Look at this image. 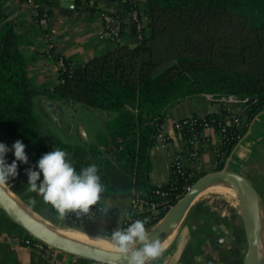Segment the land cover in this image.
Segmentation results:
<instances>
[{"label":"trees","instance_id":"16d2710c","mask_svg":"<svg viewBox=\"0 0 264 264\" xmlns=\"http://www.w3.org/2000/svg\"><path fill=\"white\" fill-rule=\"evenodd\" d=\"M146 10L148 33L143 32L135 46L117 44L73 68L72 61L50 49L55 59L62 57L65 63L51 90L30 83L20 38L0 11V134L12 143L20 139L26 145L29 164L22 170L24 179L30 163L53 147H61L77 169L93 162L99 166L105 184L102 194L117 197L134 192L150 201L166 202L167 209L156 215L146 207L136 217L147 218L145 228L157 223L199 177L188 170L183 176L172 174L160 187L165 196L154 194L156 186L148 184L149 150L167 107L204 93L257 97V108L250 114L264 105V0H146ZM38 91L114 116L86 148L64 143L55 135L46 140L33 103ZM31 206L57 215L53 222L66 229L110 238L117 227L115 219L99 223L83 218L73 223L74 212L59 218L52 206Z\"/></svg>","mask_w":264,"mask_h":264},{"label":"crops","instance_id":"0c3cea01","mask_svg":"<svg viewBox=\"0 0 264 264\" xmlns=\"http://www.w3.org/2000/svg\"><path fill=\"white\" fill-rule=\"evenodd\" d=\"M133 1L135 10L130 0H91V6L86 7L80 6L76 0H34L33 5L27 0H0V11L20 38L19 49L30 83L40 89L51 90L58 82L59 73L54 55L48 53V42L51 41L54 54L75 64L85 63L117 44L135 46L142 33H148L149 19L146 0ZM102 12H111L119 17L121 33L118 39L112 40L104 31ZM40 14L46 17L42 20L41 17L37 18ZM33 103L40 116L41 132L45 139L50 134L58 135L50 131L47 124L61 125L68 115L71 122L67 126L68 142L59 138L64 143L85 148L93 142L88 141L89 134L80 120L76 132L86 139L87 145L71 140L74 131L71 125L78 115L77 108L83 109L85 104L58 99L40 91L34 94ZM226 111L242 115V136L221 157L217 156L220 142L216 128L200 129V137L193 143L190 134L177 127L178 121L185 117L213 115L220 118ZM102 112L95 114L100 119V128L104 129L105 122L114 114L106 110ZM43 127L49 130L47 135ZM162 130L167 137L166 146L161 148L154 142L149 150V186H164L170 181L171 165L176 155L181 156L184 169L194 175L201 176L221 168L241 173L250 180L260 196L261 244L264 252V105L256 113L247 115L237 103L220 105L211 100L207 93L186 97L167 107ZM0 141L9 146L12 144L1 134ZM195 150L198 155L194 157L192 152ZM6 159L8 163L14 159L11 151L6 153ZM17 163L18 175L4 182L6 187L31 209L30 197H36V207H50L36 193L26 191L27 180L22 174L25 163ZM30 165L35 167V163ZM221 200L217 196L200 193L162 245L161 255L150 259L148 264H242L246 241L239 203L234 201L229 204ZM128 202L129 195L112 197L101 194L100 200L92 206L123 211ZM26 235L0 209V264H100L82 261L66 253L50 259L23 245L22 239ZM218 237H223V241H219Z\"/></svg>","mask_w":264,"mask_h":264},{"label":"clouds","instance_id":"9594fccd","mask_svg":"<svg viewBox=\"0 0 264 264\" xmlns=\"http://www.w3.org/2000/svg\"><path fill=\"white\" fill-rule=\"evenodd\" d=\"M26 145L15 140L11 146L0 141V183L9 181L18 175V163H28ZM11 151L14 159L7 162L6 153ZM27 175V192H34L44 202L50 204L64 218L68 211L77 217L90 212V206L96 204L105 189V184L96 163L76 168L68 153L61 147H53L43 153L35 162V167L24 169ZM42 175V179H41ZM39 181V182H38ZM32 204L36 197H30ZM146 219H135L125 227H116L110 233L111 247L127 264H148L150 259L161 255L159 237L149 239L146 231Z\"/></svg>","mask_w":264,"mask_h":264},{"label":"water","instance_id":"95a60500","mask_svg":"<svg viewBox=\"0 0 264 264\" xmlns=\"http://www.w3.org/2000/svg\"><path fill=\"white\" fill-rule=\"evenodd\" d=\"M216 182L229 185L238 197L246 241L242 264H264V252L261 244L260 196L247 177L227 168H221L199 176L185 193L170 206L163 217L150 228L148 231L149 239L159 237L161 245L178 226L200 193ZM3 185L4 187L6 186L4 183ZM0 209L14 224L23 229L27 235L56 250L100 264H127V261L123 258L116 259L118 254L114 249L97 248L62 238L56 233L44 229L16 204L2 186H0ZM218 240L223 241V237H218Z\"/></svg>","mask_w":264,"mask_h":264},{"label":"built area","instance_id":"2783aa9c","mask_svg":"<svg viewBox=\"0 0 264 264\" xmlns=\"http://www.w3.org/2000/svg\"><path fill=\"white\" fill-rule=\"evenodd\" d=\"M80 6H87L89 0H76ZM133 1V0H132ZM28 3L34 4V0H27ZM134 8L135 10V2ZM136 14V13H135ZM46 17H41V20ZM101 21L104 28V31L108 34V36L112 40H116L119 38L121 33L120 27V19L117 15H114L111 12H102L101 13ZM48 53L51 54L50 49H52L51 41L48 42ZM56 66L58 68V73L61 70L65 69V63L62 57L56 59ZM75 63H71L70 67L73 68ZM211 100L216 101L220 105H225L229 102H234L239 105L241 111L244 114H250V110L254 107L257 108L259 100L257 97H238L232 94L229 95H220V94H209ZM242 125V115L238 113H233L231 111H226L220 118L215 117H207L205 116H190L182 118L178 121L177 127L179 129H186L190 134V141L195 143L198 141L200 137V130H196L197 126L201 127V130H210L212 128H216L219 135L220 148L217 150V156L221 157L226 150V147L229 145H233L241 139V131L240 127ZM155 144L161 148H164L167 144V137L162 130V125L159 127L156 136H155ZM192 155L195 157L198 155V151H193ZM172 174L183 176L185 174V169L183 167L181 156L176 155L172 161ZM188 185L185 187V191L190 187ZM161 186H156L154 189V194L159 196H165L166 191H163ZM148 207L151 214L156 215L160 211L167 209L168 205L166 202L157 203L154 201L148 200L146 197L141 196L140 194L131 192L129 195V202L127 207L123 211L118 210H105L102 206H90V212L87 214H83L78 218L77 216H73L72 221L76 223L77 221H82L83 218H89L93 221L99 223H109L112 220L117 221V227H125L128 223L135 220L139 214H142L145 208ZM170 208V206H169ZM168 208V209H169ZM72 214V211H68L65 217H69ZM148 219H152V217H148ZM116 228V227H115ZM23 245L29 247L41 255H44L50 259H56V257L63 253L59 250H56L50 246H47L43 242L34 239L30 235H26L22 239ZM76 258L75 256H72Z\"/></svg>","mask_w":264,"mask_h":264},{"label":"rangeland","instance_id":"374dc122","mask_svg":"<svg viewBox=\"0 0 264 264\" xmlns=\"http://www.w3.org/2000/svg\"><path fill=\"white\" fill-rule=\"evenodd\" d=\"M99 112L103 113L102 110L94 109V108H91V107H89L87 105H85L83 107V109L77 108V114L78 115L75 116V120L73 121V123L71 125V127H74V131H75V133L73 131V134H72V137H71L72 142L81 143L84 146L87 145L86 144L87 143L86 139L83 138L82 136H80L79 132H76V128L79 126V120L82 122V124L87 129V132L89 134L88 141L92 142V141L95 140L97 133L103 129V128H100V127H102V125H100V123H99L100 119H99V117H97L98 115L95 114V113H99ZM52 124L53 123H50V122H49V124H47L48 125L47 127L49 128V130L52 131V132H56L59 136L58 135H55V136L61 137L62 140L68 142V138L69 137H68V134H67V129H68V127L71 124L68 115H67V120L62 121L61 125H59V124L52 125ZM49 130L46 127H43V132H45L46 135L48 134ZM50 135H54V134H50ZM46 139H48V138H46ZM217 183L219 185L221 184L220 182H216L213 185H218ZM5 188L8 191H10L6 186H5ZM202 193L203 194H207V195L217 196L220 199L222 198L223 201L221 200V202H224L226 200V201H228L229 204H230V202L238 201V199H237L238 197H237L235 191H233V193H229V192H226V191H224V192H215L212 189L206 188V189H204L202 191ZM22 205L30 214H32V215H34L36 217H39L40 219L45 220V221L49 222L50 224L55 225L56 227L62 228V227H60L59 225H56L53 222V220L56 221L55 219H57V215H54V214L49 213V212L41 213L39 211L31 209L30 207L26 206L23 203H22ZM61 223H62V220H61ZM150 228L146 229V231L148 232L150 230ZM62 229L70 231V232H74V233H84V232L77 231V230H71V229H66V228H62ZM106 239L111 241L110 238H106Z\"/></svg>","mask_w":264,"mask_h":264},{"label":"bare ground","instance_id":"6f19581e","mask_svg":"<svg viewBox=\"0 0 264 264\" xmlns=\"http://www.w3.org/2000/svg\"><path fill=\"white\" fill-rule=\"evenodd\" d=\"M0 186H2V188H4V190L11 196V198L16 202V204H18V206L24 212H26V214H28L34 221L39 223L44 229H46L48 231H51V232H54L57 235H59L60 237H62V238H66V239H70V240H73V241L81 242V243H84V244H87V245H91V246H94V247H97V248L113 249L111 247V241H109L108 239H106L104 237H100V236L93 235V234H88V233H74V232H70V231L64 230L62 228L56 227L55 225L50 224L49 222H47L45 220H42L39 217H36V216L30 214L23 207L22 202L13 193L8 191L4 187L3 183H0ZM207 188L212 189L215 192H224V191H226V192H229V193H233V189L231 187H229V185L222 184V183L220 185L219 184L218 185H210ZM168 237L162 242L161 247L167 241Z\"/></svg>","mask_w":264,"mask_h":264}]
</instances>
